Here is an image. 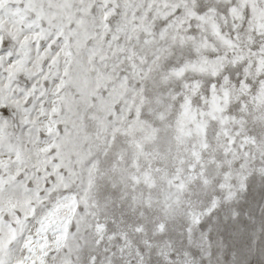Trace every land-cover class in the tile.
Segmentation results:
<instances>
[{
    "label": "snow or ice",
    "instance_id": "snow-or-ice-1",
    "mask_svg": "<svg viewBox=\"0 0 264 264\" xmlns=\"http://www.w3.org/2000/svg\"><path fill=\"white\" fill-rule=\"evenodd\" d=\"M0 264H264V0H0Z\"/></svg>",
    "mask_w": 264,
    "mask_h": 264
}]
</instances>
